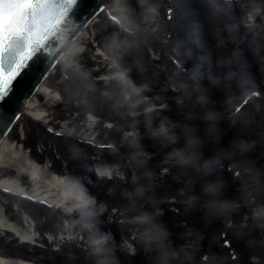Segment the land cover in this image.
<instances>
[{"label": "rangeland", "instance_id": "obj_1", "mask_svg": "<svg viewBox=\"0 0 264 264\" xmlns=\"http://www.w3.org/2000/svg\"><path fill=\"white\" fill-rule=\"evenodd\" d=\"M209 2L210 0H175L174 4L177 5L178 14L171 23H165L163 20V10L168 6L165 0H128L124 4L125 7H123L124 18L133 27L152 28L156 33H159L160 38L166 31L175 32V36L171 40L174 49L186 56V61L192 64L193 70L196 72L202 70L204 72V79L207 83L208 81L211 83V88L215 92L213 96L214 100L209 98V104L205 108L202 109L200 107L194 90L175 93L174 89L170 86V81L168 82L163 79V81L157 83L151 80L150 74L152 73L158 78L167 76L177 83L181 82V78L177 80L175 79L177 75L169 72V66H166L164 62L156 61L158 56L153 51V43L148 41L149 39H146V36L143 35L141 37L142 34H140L137 38L130 39L128 37V41L123 46L119 42L118 35H116L115 26H112L109 22H105V20H101L99 24L90 29L89 34L86 36L87 38L80 45L81 49L71 54L64 64V67H67L70 73L72 71L75 81L71 84L63 83L58 75H51L47 88L48 92L53 93L52 99L46 101L45 96L39 97V102L48 111L47 114L45 112L48 121L63 131L69 129L70 131L74 130L77 133H84L87 134L86 136H90V131L94 129L96 132H93V134L98 133V139L101 142L114 141L118 143V146L122 148V152H125L129 158L141 155L145 152V148L150 149L152 154L148 158L155 156L151 159L152 163L154 160L160 162L159 165H163L154 170L153 167H150L153 170L151 175L138 177L136 182L133 183L129 177L131 173L126 171L125 178H119L118 175L113 180L105 178L102 181L96 179V184L89 188L85 177L88 174L91 175L92 172L93 174L95 173L96 164L99 162L93 164L94 162L89 160L85 151L78 148L75 144H72L68 140L50 137L38 127L31 126L27 120L22 119L23 123L14 128L15 130L10 136L11 141H18V138L23 136L25 130V144L30 147H26V149L33 160L40 163H50L54 174H62L68 171L74 181L76 179L80 182L83 181L82 183L87 184L91 193L98 196L101 205L95 209H88V212L91 213L88 215V221H96V219L98 221L99 217L101 221L103 220L101 217H104L106 220H122L132 223V219L142 216L161 224L165 229L169 226L167 229L173 234L170 237L171 239L169 236L166 239L161 236L166 240L163 241V239H160L161 237L159 238L153 232V235H149L151 231L149 232L148 226L127 224L123 226L118 225V227L114 228L100 226L95 232H91L90 230L84 231L80 226L73 227L71 230L76 235L82 232L86 236L90 235L92 240L102 235L100 233H104L103 231H111L119 235L118 239L116 237L117 241L119 239L122 240L124 237H131L135 240L136 237L140 236L141 243H138L145 250V253L148 252V249H146L148 246L152 247L153 244L160 245L163 243L164 246L159 248L160 253L167 254L169 251L168 241H170L169 246L173 248L185 245L187 238L184 237L189 232L193 235L192 245L195 250L187 251L190 254L198 253L205 249L203 246L204 236L208 229L214 227L215 219H220L218 225L224 227L226 221L233 217V211L229 206L225 211L219 210L221 202L231 205L235 201H244L245 196L239 197L233 188L236 187V184L248 183L264 173V165L256 167L258 169H255L252 173L246 169L247 172L244 179L240 180L242 183L232 182L227 177L216 176L215 174L214 166L222 160L223 156L229 157V159L233 158V161L238 164L241 163V158L236 154V151L231 153L232 145L228 144L227 141H221L217 145H210L212 134L210 137L208 133L211 130L215 132L223 127L208 124L204 116L208 117L209 105L212 102H215L216 106H220L224 110H231V107L239 101L241 93L244 90L264 86V61H262L264 58V42H260L244 51L239 55L237 63L231 68H228L229 60L224 58L227 50H221V55L217 51L215 55L211 54L205 60L204 53L208 48L213 47L216 37L223 34L235 37V35L240 34V26L242 28V25L245 24V21L243 23L241 21V10L237 6L209 11ZM242 8H250L252 9L251 11L264 10V0H248L242 5ZM125 46H128V49L136 54L138 63L140 62L143 67L146 66L150 69L149 73L147 72L148 75L144 71H138V65L135 61H126ZM255 50L256 53L254 55L258 57L256 61L259 64L257 67H250L248 64L249 56ZM109 57L112 58L111 61ZM213 58L218 59L220 62L217 68L211 66ZM115 64L121 65L124 70L130 69L129 72H132L136 76L138 86L145 88V94L127 92L125 88L117 91L112 81H99L103 77L101 75L108 74ZM110 82L111 84H109ZM57 91L59 95L56 93ZM102 93L112 94L120 106L135 116L141 109L155 104L159 106L161 104L167 105L171 112L169 114L141 117V119L123 117L122 112L118 111L119 108L116 105L109 104L101 95ZM191 104H193L194 109L200 107L199 111H201L199 116L193 119L195 121L194 124L188 125L189 128L185 129L190 143L171 146L164 139L154 141L155 143L153 142V144L146 141V138L149 139L152 131L158 128L171 136L172 133L181 131L179 127H182V125L179 126L180 122L175 120L172 114L180 115L182 109L190 111ZM261 108L264 110L263 107ZM88 109H90L91 113L85 114L84 118V113ZM95 113L104 115L107 118L111 117L110 119H113L117 123L116 126L112 130H107L106 124L101 123V120L94 115ZM254 114L255 109L253 108L246 111L244 114L245 118H243V126L232 135L233 139L237 141H241V139L249 141L261 140L264 142V112L262 113V117L258 119V123H249V119ZM92 119L93 121H91ZM163 121H166L165 125H163ZM250 124L252 125L249 126ZM246 125L248 128L243 130V127ZM157 126L158 128H154ZM168 126L169 129H166ZM119 127L121 129L133 127L134 131H127V134L123 133L121 136ZM137 128H139L138 131H136ZM179 157L190 158L191 160L188 164L182 165L178 163L177 158ZM105 158V161H111V159ZM140 158L142 157L140 156ZM164 158L174 159L176 163L165 164L163 162ZM99 159L100 161H104L101 158ZM104 162L101 164H104ZM199 162L201 163L198 165ZM167 166L174 171H166L165 167ZM189 168L195 175L193 181L187 179V176L184 174L186 170H190ZM147 169L145 167L144 171L147 172ZM11 174L14 175L12 171H2L0 179L7 175L11 176ZM122 176L121 174L120 177ZM207 176L210 178L209 182L197 180V178L203 179V177ZM215 177L218 179L217 181ZM151 181L152 185H150ZM25 182L27 181L25 180ZM215 182L218 186L224 187L229 195L214 201V203L210 204L212 205L211 207L207 204V201L208 196H213ZM185 187L191 190V193L181 194V191ZM192 193L200 194L201 196L196 197L195 205H193L191 211L193 212L197 209L204 210V215L197 214L195 217H192L191 214L185 211L179 215L171 216L168 213L164 214L166 212L164 209L154 205V200L157 198L176 197L181 199ZM256 194L259 195V200L264 204V192L262 193L261 189H259ZM229 196L232 197L229 199ZM0 202L6 210L3 213L9 220L8 223L13 224L17 228L20 226L23 231H26V225L30 217L34 220L33 226L35 225V231L32 229L30 232H36V235L40 236V239L33 243H24L22 242L24 238L16 235L14 227L10 226L12 232H9L4 230L0 225V257L5 259L14 257L18 260H24L29 264L135 263L132 260L134 258L127 257L126 252H121V250L115 253L100 252L99 255H92L95 253L92 251V248H89L86 241L81 242L82 237L81 239L68 237L64 229H68L71 225H67L66 221L64 223V220L52 211H46L43 208H36L25 203L16 207L15 201L11 197L3 198L0 196ZM206 209L209 214L205 211ZM261 210L264 213V206ZM244 213L245 209L237 214L239 216L235 224L236 227L231 232L236 236V242L240 245V248L242 246L245 248L246 257L244 256V259L257 254L262 261L261 264H264V244H261L260 239L256 238V230L254 231L251 226L252 222L259 223L261 219L246 220L247 216ZM209 215L215 218H211ZM26 217L28 218L26 219ZM185 223H187L186 227L184 226ZM36 225H38L37 228ZM64 237L67 240H64ZM250 239V245L247 246L246 244L245 246L244 243ZM219 247L218 240L208 247L215 257L212 264H231L227 261V255ZM82 248L88 254H92L88 256L86 252L82 251ZM182 248V253H184V247ZM149 249L151 251L154 250L153 248ZM141 259L144 261L140 262L144 264H161L158 263L157 259H154L153 252L148 254V256L141 257ZM195 261L197 262L198 258ZM162 264H167V261H164Z\"/></svg>", "mask_w": 264, "mask_h": 264}, {"label": "bare ground", "instance_id": "obj_2", "mask_svg": "<svg viewBox=\"0 0 264 264\" xmlns=\"http://www.w3.org/2000/svg\"><path fill=\"white\" fill-rule=\"evenodd\" d=\"M126 0H115L112 5L115 7V9H118L120 11H123L124 3ZM251 16L254 17H260L258 12H254ZM85 35H87L85 33ZM85 37V36H84ZM81 39H79L78 42H75L73 45L70 46L69 51L67 52L66 56H70L71 54H74L75 52H78L79 49H81ZM122 77V75H118V77ZM45 95L47 100L52 99L49 98V95L51 94L48 92L47 88V82L44 83L41 87V89L33 96V99L31 100L30 104L28 105L27 111L29 113H34V115L40 117H43V113H35L38 110V107L40 104H38V99L40 95ZM53 96V93L51 94ZM19 145V144H18ZM18 145H14V143H11L9 139H5L4 143L0 145V169H6L9 171L14 172L15 176L19 179H28L27 181V187L25 188L24 185L14 182L10 180L9 178L7 180L2 181L0 184L4 186H13V187H19L21 190L25 189L24 191L34 192L35 194L44 196V197H50L53 202H59L62 203H69L75 201H80L87 203L89 200V194H87V191L83 189V186L79 184L78 182L72 183L70 179H68L67 175L58 176V178H50L54 177L50 170L49 166L47 164H37L34 163L28 155L25 153L24 149L21 148ZM48 175H47V174ZM16 187V188H17ZM3 208L2 204L0 202V224L7 227V220L5 217L2 216ZM30 226V224H29ZM20 230V229H19ZM29 232V230L27 231ZM27 232H21L22 235H30V233L27 234ZM69 233V232H68ZM71 235V233H69ZM32 239H36L34 236L30 235ZM0 264H27L24 261H17L14 259H5L0 258Z\"/></svg>", "mask_w": 264, "mask_h": 264}, {"label": "snow or ice", "instance_id": "obj_3", "mask_svg": "<svg viewBox=\"0 0 264 264\" xmlns=\"http://www.w3.org/2000/svg\"><path fill=\"white\" fill-rule=\"evenodd\" d=\"M9 68H11V65H8ZM26 69L20 71L18 74L17 73H13L12 75L14 76V78L11 79V90L10 91H0V101H4L5 103H7L9 100H11L12 98V93L15 91V89L19 88V89H24L27 88L28 83L31 79L29 72L25 71ZM22 73H24V75H21ZM19 77V79H17ZM15 82V84L13 83ZM3 84H0V88H3Z\"/></svg>", "mask_w": 264, "mask_h": 264}]
</instances>
